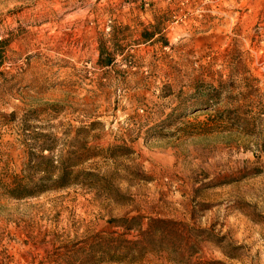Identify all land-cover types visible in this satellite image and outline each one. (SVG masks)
<instances>
[{
    "label": "rangeland",
    "instance_id": "rangeland-1",
    "mask_svg": "<svg viewBox=\"0 0 264 264\" xmlns=\"http://www.w3.org/2000/svg\"><path fill=\"white\" fill-rule=\"evenodd\" d=\"M0 42V264H264V0H0Z\"/></svg>",
    "mask_w": 264,
    "mask_h": 264
},
{
    "label": "trees",
    "instance_id": "trees-1",
    "mask_svg": "<svg viewBox=\"0 0 264 264\" xmlns=\"http://www.w3.org/2000/svg\"><path fill=\"white\" fill-rule=\"evenodd\" d=\"M4 49H3V42H0V68L2 67L3 63H4ZM101 61V60H100ZM64 181H65V177H60L56 182L55 184H59V185H62L64 184ZM154 224H157V223H162L161 221H154L153 222ZM123 250H126V254L125 255H121L122 257H129L130 256V250L127 248H122Z\"/></svg>",
    "mask_w": 264,
    "mask_h": 264
}]
</instances>
